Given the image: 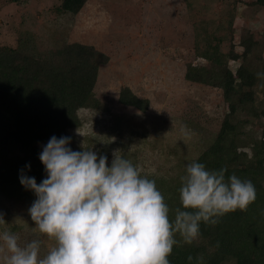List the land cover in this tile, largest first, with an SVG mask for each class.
I'll return each instance as SVG.
<instances>
[{"label":"rangeland","instance_id":"1","mask_svg":"<svg viewBox=\"0 0 264 264\" xmlns=\"http://www.w3.org/2000/svg\"><path fill=\"white\" fill-rule=\"evenodd\" d=\"M61 1L0 0L5 7L0 44L13 45L19 34H26L42 49L66 40L105 52L109 62L99 70L95 91L107 110L80 111L83 126L71 130L74 151L90 149L107 156L109 165L117 152L155 179L166 198L167 186L180 182L186 165L213 140L226 110L222 88L187 74L204 69L209 60L200 51L211 53L217 45L219 53L230 51L238 60L253 41L244 30L264 33V5L254 0H197L193 5L189 0H88L72 15L54 11ZM198 6L197 20L193 13ZM233 27L237 31L231 41ZM124 85L150 99L148 111L119 102ZM197 115L203 132L185 123L189 116L197 122ZM36 198L30 189L0 182L5 220L0 233L16 234L21 246L40 240L44 255L54 241L33 231L28 209Z\"/></svg>","mask_w":264,"mask_h":264},{"label":"trees","instance_id":"2","mask_svg":"<svg viewBox=\"0 0 264 264\" xmlns=\"http://www.w3.org/2000/svg\"><path fill=\"white\" fill-rule=\"evenodd\" d=\"M87 1L62 0L54 11L76 15ZM254 1L264 5V0ZM196 2L189 0L188 4ZM3 8L4 4L0 5V11ZM194 10L197 19L201 15L199 6ZM236 29L232 28L231 41ZM243 33L250 34L253 41L238 60L230 51L219 53L217 45L211 53L200 51L209 62L187 77L222 88L226 104L213 140L194 161L209 170L224 167L226 176L235 173L251 180L256 200L247 211L230 212L215 226L201 223L199 239L191 245L181 242L174 246L170 264H197L200 255L203 264H264V76H257L264 74V33L255 35L247 29ZM15 42L0 44V182L25 188L21 174L34 177L37 184L47 178L39 154L52 136L71 137L69 147L74 150L71 130L83 126L80 111L107 110L95 87L99 70L109 62V56L79 41L65 40L42 49L31 35L19 34ZM119 102L142 112L148 111L151 103L128 85L121 87ZM196 119L189 116L185 123L203 129L198 115ZM179 187L180 182L167 186L170 195L165 201L173 209L179 206ZM189 255L192 261H188Z\"/></svg>","mask_w":264,"mask_h":264},{"label":"clouds","instance_id":"3","mask_svg":"<svg viewBox=\"0 0 264 264\" xmlns=\"http://www.w3.org/2000/svg\"><path fill=\"white\" fill-rule=\"evenodd\" d=\"M70 141L52 136L43 146L39 159L47 178L40 184L20 176L37 197L28 209L33 231L54 241L53 246L41 255L40 240L21 246L16 234L3 231L2 264H170L174 246L199 239L201 223L215 226L224 215L247 211L256 200L251 180L192 161L179 178V206L173 209L155 179L131 160L115 152L109 165L107 156L74 151ZM203 259L196 257L197 264Z\"/></svg>","mask_w":264,"mask_h":264}]
</instances>
